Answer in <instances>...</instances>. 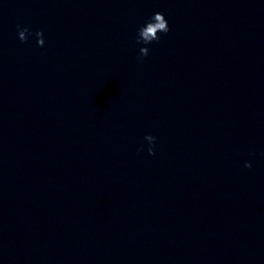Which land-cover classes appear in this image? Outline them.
<instances>
[{
	"label": "clouds",
	"instance_id": "1",
	"mask_svg": "<svg viewBox=\"0 0 264 264\" xmlns=\"http://www.w3.org/2000/svg\"><path fill=\"white\" fill-rule=\"evenodd\" d=\"M170 31L168 21L165 19V16L156 12L148 20L137 29V44H143L144 47H140L139 56L137 57V61H142L144 57H147L149 54V48L147 45L152 44L153 42L159 43L161 36L160 33L167 34ZM17 33L18 38L21 43H27L29 35H32L30 28L21 27L20 24H17ZM36 37V42L38 47H43L45 44L44 33L43 31H37L34 33ZM144 140L148 142V154L155 155V143L156 137L150 134L145 135ZM143 146H141L138 151H142ZM244 167L251 168L252 163L250 161H246Z\"/></svg>",
	"mask_w": 264,
	"mask_h": 264
}]
</instances>
